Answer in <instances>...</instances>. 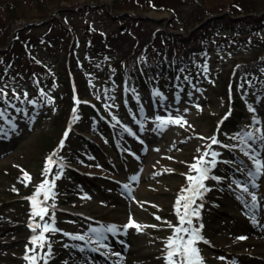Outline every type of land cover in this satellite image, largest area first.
<instances>
[{"label":"rangeland","instance_id":"obj_1","mask_svg":"<svg viewBox=\"0 0 264 264\" xmlns=\"http://www.w3.org/2000/svg\"><path fill=\"white\" fill-rule=\"evenodd\" d=\"M182 1L177 2L180 16L189 6L187 0ZM171 12L168 7L150 8L148 13L164 18H161L160 22L149 19L138 24H131L128 19L108 17L106 8L101 7L86 12L71 11L64 15L66 22L73 26L76 35L81 39L100 33L108 35L106 41L110 44L104 43L102 47L92 46L94 50L85 48L83 42L79 44V54L83 52L82 56L87 58L81 60V67L89 85L84 99L91 104L92 102L97 104L99 111H104L109 116L114 114L115 119H111L119 129L115 142L116 151H111L108 144H105L106 138L96 131L91 132L95 126L94 122H80L81 129L78 132L98 144L102 153L106 152L109 169L101 167L100 162L94 165L92 161L67 160V156L71 155L68 150H65L63 155L62 151L58 152L56 161H63L73 166L77 172L86 175L85 182H74L70 178L55 180L53 190L66 195L64 198L67 202L62 198L58 201V198L55 203V208L60 210V213L54 216L60 232L49 234L50 252L47 247L41 251V255L47 253V264H99L91 257L83 259L77 249H84L85 244L80 240L72 239L73 236L66 233L73 232L74 236H90L91 242L97 245L101 241H97L96 235L90 229L107 226H115L118 231H124L126 241L130 243L129 250L122 252L121 257L117 259L120 264H166L165 244L167 238L172 235L168 223L178 224L175 201L181 190L187 187L185 174H195L190 172L189 165L195 162L194 157L200 156L205 151H215L219 154L213 172L219 168L223 175L217 176L212 172L210 177L214 176L217 179L209 178V184L206 186L209 190L203 194L202 199L198 198L196 201V205H200L199 217H193V227L199 229L202 237L196 245L202 264L203 262L264 264V168L255 180L247 175L248 170L254 171L255 164L249 156H245L240 151L244 145L241 144V135H238L249 131L256 136L264 135V99L251 97L249 101H245V108L238 109L234 103L233 106L229 105L224 96V77L229 66L233 62L250 58L255 49L250 47V43L264 41V30L244 40L237 38L229 47L206 52L200 60L201 67L194 76L196 78L192 79V83H189L191 79L187 81L188 83L177 84H169L162 79L158 81L160 84L166 83L164 89L153 88L162 93L165 98L162 102L160 97L152 95L153 90L149 92L132 83L120 82L121 76H111L105 83L100 81L99 75L102 72L100 65L122 57V64H126L130 56L125 54L135 53L137 46L152 39V29L164 28L169 25L170 20L178 27H182L181 24L187 22L180 21ZM169 16L173 17L169 18ZM224 31L223 35L217 34L214 37L221 38L230 33L228 30ZM43 35L48 37L49 41L38 43V38ZM23 36L28 38L27 48L32 57L46 63L49 74L53 77L58 70L57 62L64 51L63 44L68 37L65 30L60 27V21L51 19L26 27ZM5 42L6 39L1 44ZM30 42L33 44L29 45ZM25 51L20 43L15 44L11 52L8 50L4 53V60L9 64V68L3 67L4 63L0 65V89H4L8 93L7 98L10 103L15 104L13 108L0 102L3 105L0 109H6L7 119L12 122L10 124L3 120L4 131L0 133V264H30L24 257L33 254L29 251L34 247L30 241L36 233H33L28 225L44 222L40 221L39 217L31 216L32 210H27L30 203L27 198L33 195L36 187L45 178L43 173L46 159L51 155L58 141L60 130L64 128L60 123L61 100L51 98L49 103L45 95L40 98L32 96L34 92L29 80L30 67L26 64ZM13 52L17 53V57H12ZM89 53L93 55L95 61L89 59ZM29 63L33 65L30 60ZM97 84L101 86L100 90L95 88ZM44 85L46 93L60 95L63 89L50 80ZM13 89L21 100L27 92L28 100L35 101V104L16 100ZM133 89L135 92L132 91ZM246 89L240 86L239 95L246 92ZM189 93L192 95L189 96ZM177 94H179L178 102ZM135 96H138L143 101V106L147 108L143 118L138 119L137 113H133L136 115V122L140 121L144 126L141 136L144 149L141 146L136 149L131 146L133 143L124 142L128 134L124 131L125 127L137 134V125L134 126L133 121L127 116V113L134 109L131 102L134 101ZM249 107L254 111H249ZM16 108L23 111L17 112ZM229 108L232 112L226 114ZM115 114L121 116L120 121ZM169 114L172 117H182L187 124L183 127L169 125L164 131H160L156 128L155 116L166 117ZM242 114L241 121L247 127L238 128L234 122ZM58 115L60 117L56 118ZM253 117L259 121L258 124H253ZM217 121L221 124L216 128ZM70 126L69 141L77 132L73 130V124ZM256 128L261 131L257 133ZM226 129H231L233 134L225 135L223 132ZM215 132H219L218 144L211 143L210 138ZM229 143H232V146H229ZM208 145L211 147L209 148ZM227 147H231V150ZM252 147L258 153L257 159L264 164V142L258 140ZM197 149L200 151L198 152ZM86 151V149L83 151L84 157L91 159L92 154ZM252 154L253 152L250 151V155ZM60 171L59 166L56 168L53 165L49 179L53 180L55 174ZM24 173L31 177L30 181L25 180ZM236 173L248 176V179L241 178H246L248 182L238 180ZM61 176L62 174L60 178ZM132 177L136 179L133 180ZM234 182H239L240 187ZM252 183L257 187L253 188ZM125 185L128 186L129 196L117 191L119 187ZM245 185L248 186L249 192L256 195L258 211L250 207L251 196L242 191ZM77 213L96 217L101 221L87 222L78 217ZM64 217L73 218L64 220ZM155 217L161 219L157 220ZM250 218L258 221L253 223ZM130 220L143 226L142 229L140 231L135 228L125 229L124 225ZM115 221L119 225H115ZM45 222L52 223V211L45 217ZM245 225L254 228L250 230ZM37 251L39 252V249ZM115 251L119 250L114 249L111 252ZM39 262L44 264L43 260Z\"/></svg>","mask_w":264,"mask_h":264},{"label":"trees","instance_id":"obj_2","mask_svg":"<svg viewBox=\"0 0 264 264\" xmlns=\"http://www.w3.org/2000/svg\"><path fill=\"white\" fill-rule=\"evenodd\" d=\"M85 1H99V0H85ZM177 2L182 0H112V6L116 10L132 9L136 14L149 10L150 8L168 7L173 10L175 16L180 21L186 20V23L181 24V28L188 29L197 21L203 19L209 13H224L219 17L204 22L201 26L196 27L192 32L184 35L180 32H171L167 29H158L152 32V39L146 41L143 45L136 48L138 53L132 55L127 63L129 74L134 80H141L140 68H142L146 77L164 76L168 79H173L174 75L186 70V66L196 63V59L192 56L194 53H200L203 48H209L210 45H215L211 38V34L217 29L232 30L234 32L245 34L251 33L255 29H264V0H187L189 6L186 7L183 15L180 16L177 7ZM77 6V7H75ZM93 6L88 4L81 6L79 0H0V45L10 37L11 30L15 26L17 20H28L31 18H44L49 15V12L64 10H89ZM226 9L229 12H226ZM252 11L250 14H245ZM240 13L244 15L239 16ZM260 13V14H257ZM53 17V14H51ZM124 19L130 20L132 24L139 23L142 20L137 19L132 15L126 14L122 16ZM244 25L245 27H240ZM169 27L178 28L173 21L169 23ZM64 29H67L64 26ZM22 28L15 27V36L12 41L22 39ZM248 30V32L246 31ZM244 36V35H241ZM232 34L227 38V43L232 42ZM101 45V44H98ZM95 47V45H91ZM64 52L58 60L59 72L56 74V80L63 86L61 94V109L62 122L69 118L74 102L71 99L72 91V77L71 73L75 75L74 83L78 90L84 87L83 79L80 76L76 59H84L78 54V47L74 42L66 41L63 44ZM87 48V47H86ZM260 54L264 57V46ZM5 51H0V58ZM259 54V55H260ZM148 56L140 59V56ZM258 55V56H259ZM89 59L90 56L88 55ZM29 63V61H28ZM259 62L251 60L237 65V70H251L257 69ZM31 65V64H30ZM119 65V61L114 62V66ZM40 69L42 67L38 65ZM183 69V71H180ZM106 67L104 74H106ZM30 75V73H29ZM108 78V74L103 75ZM85 105L76 108L77 112L88 116ZM98 118V117H97ZM99 119V118H98ZM75 142L72 143L73 150H75Z\"/></svg>","mask_w":264,"mask_h":264},{"label":"snow or ice","instance_id":"obj_3","mask_svg":"<svg viewBox=\"0 0 264 264\" xmlns=\"http://www.w3.org/2000/svg\"><path fill=\"white\" fill-rule=\"evenodd\" d=\"M180 71H183L181 69ZM204 71H207V67L205 66ZM264 71V69H262ZM179 79V77H177ZM185 80H188V77H184ZM190 83V81H189ZM135 92V90H132ZM13 95L16 100H21V97L19 95H16L15 90L13 89ZM41 95H46L41 91ZM152 95L154 97H160L161 102L165 99L158 90H153ZM192 94L189 93V96ZM8 93L4 91V89H0V102L15 108V104H11L8 100ZM137 101L139 100L138 96L134 97ZM24 101H27L29 104H35V101L28 100V93L25 92L23 96V100H21V103ZM49 103H51V97H48ZM179 101V94H177V102ZM75 103L78 105L80 101L77 99L75 100ZM108 107V106H106ZM197 107H199L197 105ZM17 112L23 111L22 109L16 108ZM140 111H143V108L141 107ZM249 111H254L251 107H249ZM76 108H73V120H78L79 117L75 115ZM115 119V117H113ZM0 120H4L7 123H12L10 120L7 119V111L6 109H0ZM155 124L156 128L160 131H164L169 125H178L183 127L185 124H187V121L183 120L182 117H172L171 114L168 116H161L156 115L155 116ZM119 123V121H117ZM139 123V122H138ZM259 121L253 117V124H258ZM143 124H140V129L143 130ZM12 128L14 130L15 125H12ZM4 130L2 127H0V133H2ZM125 132H128L130 135H135L134 132L130 128L125 127ZM261 130L259 128H256V132H260ZM6 134V133H5ZM68 131H65L64 138H67ZM241 135V144L244 145L240 148V151L244 153L245 156H249V159H251L255 164V169L248 170L247 175L249 177H252L253 180L257 179L261 173V169L264 168V164L261 163L259 159H257L258 153L253 149L252 145L256 143V141L264 142V135L256 136L253 132H244ZM203 139V137H201ZM211 143L212 144H218L219 141L215 138V136L211 137ZM235 139V137H234ZM248 141H251L252 143H247ZM143 143V141H141ZM64 146V140L62 139L60 142L59 147L63 148ZM210 148L211 145H208ZM199 152L200 150L197 149ZM250 151L253 152L252 155H250ZM219 154L215 151L203 152L200 156L194 157L195 162L189 165L190 172H194L195 175L192 174H185L186 180L188 181L187 187L183 188L181 190V194L178 195L176 201H175V214L178 217V224L172 225L171 223H168V227L172 229V235L167 238L166 244H165V260L166 264H202V258L199 253V249L197 248V243L202 239L200 236L199 229L196 227H193V217L198 218L199 217V207L200 205H196L197 199H202L203 194L207 192L209 189L205 186L204 181L211 179H217L216 177L209 176V173L212 168H215L217 160L216 157ZM211 157V159H206V157ZM54 157H57V152H53L50 156L46 159V164L44 168V179L42 182L36 187L33 195L31 197H28L31 201V216L32 217H39L40 221L44 223H34L29 224L28 227L32 229L34 234L31 237L30 243L34 246L33 248L29 249L30 252H32V255H25L24 259L29 261L30 264H38V261L43 260L44 264H47L46 261V254L40 255L37 249L43 250L45 247L48 248L49 252L51 250V244L47 243V239L45 236V233L48 232H56L58 229L53 227L52 224L45 222V217L49 215V210L52 209V218L54 219L55 216V204H48V201L50 199H54L55 193L53 192V188L55 187V180L60 179V173L55 174L53 180H49L48 176L52 174V165L56 164L57 161L54 159ZM171 159V157H169ZM61 168L62 173V165L59 166ZM24 178L27 181L31 180V177L24 173ZM133 180L136 179V177H132ZM237 184V187H240L239 182H234ZM253 188L257 187L255 183H252L251 185ZM125 188L128 186L125 185ZM242 191L245 193H248L251 196V205L250 207L252 209H257V197L253 193L249 192V188L247 185H245L242 188ZM43 197V199H40V197ZM239 198V197H238ZM196 205V207H193ZM157 220H160V217H155ZM255 219L253 218V223H255ZM143 226L136 224L134 221H129L126 225H124V228H135L137 231H140ZM152 227H156L155 225H152ZM39 230V232H37ZM90 231L94 233L97 237V241H102L107 239L105 236V233H112L115 235L117 233V229L115 226H107V227H101V228H91ZM67 235V234H66ZM72 239L75 240H84V236H73ZM93 251H96V249H92ZM83 251V249H81Z\"/></svg>","mask_w":264,"mask_h":264},{"label":"water","instance_id":"obj_4","mask_svg":"<svg viewBox=\"0 0 264 264\" xmlns=\"http://www.w3.org/2000/svg\"><path fill=\"white\" fill-rule=\"evenodd\" d=\"M142 17H147V18H149L150 16H149V15H144V16H142Z\"/></svg>","mask_w":264,"mask_h":264},{"label":"bare ground","instance_id":"obj_5","mask_svg":"<svg viewBox=\"0 0 264 264\" xmlns=\"http://www.w3.org/2000/svg\"><path fill=\"white\" fill-rule=\"evenodd\" d=\"M245 226L249 227L250 225H249V226H248V225H245ZM250 241H251V240H250Z\"/></svg>","mask_w":264,"mask_h":264}]
</instances>
